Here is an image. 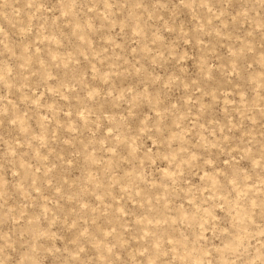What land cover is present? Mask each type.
<instances>
[{"label": "rangeland", "instance_id": "rangeland-1", "mask_svg": "<svg viewBox=\"0 0 264 264\" xmlns=\"http://www.w3.org/2000/svg\"><path fill=\"white\" fill-rule=\"evenodd\" d=\"M0 264H264V0H0Z\"/></svg>", "mask_w": 264, "mask_h": 264}]
</instances>
